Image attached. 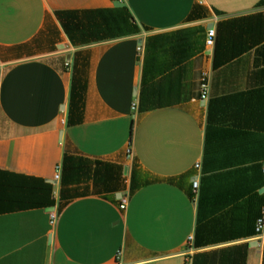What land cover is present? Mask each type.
Here are the masks:
<instances>
[{"label":"crops","instance_id":"crops-1","mask_svg":"<svg viewBox=\"0 0 264 264\" xmlns=\"http://www.w3.org/2000/svg\"><path fill=\"white\" fill-rule=\"evenodd\" d=\"M116 2L0 0V264H264V0Z\"/></svg>","mask_w":264,"mask_h":264},{"label":"trees","instance_id":"trees-1","mask_svg":"<svg viewBox=\"0 0 264 264\" xmlns=\"http://www.w3.org/2000/svg\"><path fill=\"white\" fill-rule=\"evenodd\" d=\"M83 13L87 15L86 17L88 26H90L89 28H93V25L99 26L100 28H107L111 31L113 28H115L114 30H116V33H112L111 36H120L128 32H134L136 30V27L131 23L123 7H117L116 9L107 11H88ZM56 14L60 18L64 30L70 39L73 40L76 36V32L80 28L79 22L75 18L76 12H58ZM63 15L66 17H61Z\"/></svg>","mask_w":264,"mask_h":264},{"label":"built area","instance_id":"built-area-1","mask_svg":"<svg viewBox=\"0 0 264 264\" xmlns=\"http://www.w3.org/2000/svg\"><path fill=\"white\" fill-rule=\"evenodd\" d=\"M117 2H121V0H116ZM213 37H214V31L212 28H208L207 30V34H206V39H205V45L207 47H211L213 44ZM139 49V47H138ZM66 65L68 64L67 62L65 63ZM208 96V73L204 70H202L199 74L198 77V84H197V98L200 100H205ZM135 105L133 104L132 108H134ZM130 155V149H128V156ZM195 168L199 167V163H196L194 165ZM262 171L264 173V167L262 168ZM59 178V166L56 168V172L54 174V179H58ZM192 190L195 193L197 191L199 182L197 179H193L192 180ZM127 201H128V194L124 193L120 195V199H119V204H118V208L120 210H124L126 208L127 205ZM56 220V214L54 211H51L49 213V222L50 224H53ZM255 230L258 234H262L264 231V217H259L256 220L255 223ZM189 241V239H188ZM184 264H190V260L189 258H186L184 260Z\"/></svg>","mask_w":264,"mask_h":264},{"label":"rangeland","instance_id":"rangeland-1","mask_svg":"<svg viewBox=\"0 0 264 264\" xmlns=\"http://www.w3.org/2000/svg\"><path fill=\"white\" fill-rule=\"evenodd\" d=\"M131 157H128V159H130ZM196 193V192H195ZM259 217H264V207H262L261 212H260V216ZM258 217V218H259ZM257 220V219H256ZM256 223V222H255ZM257 233V232H256ZM258 234V233H257ZM184 257L189 258V260L191 261V258L194 254V250H193V245L191 244V240L189 239V241L186 243V245L184 246Z\"/></svg>","mask_w":264,"mask_h":264},{"label":"water","instance_id":"water-1","mask_svg":"<svg viewBox=\"0 0 264 264\" xmlns=\"http://www.w3.org/2000/svg\"><path fill=\"white\" fill-rule=\"evenodd\" d=\"M123 5H124L123 2H116V6H123ZM210 27H211V25L208 26V28H210Z\"/></svg>","mask_w":264,"mask_h":264}]
</instances>
